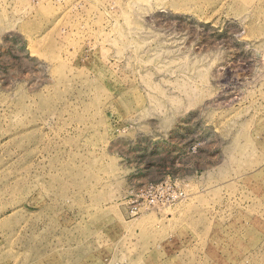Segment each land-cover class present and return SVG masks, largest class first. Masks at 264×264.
<instances>
[{"label": "rangeland", "instance_id": "rangeland-1", "mask_svg": "<svg viewBox=\"0 0 264 264\" xmlns=\"http://www.w3.org/2000/svg\"><path fill=\"white\" fill-rule=\"evenodd\" d=\"M0 264H264V0H0Z\"/></svg>", "mask_w": 264, "mask_h": 264}, {"label": "built area", "instance_id": "built-area-1", "mask_svg": "<svg viewBox=\"0 0 264 264\" xmlns=\"http://www.w3.org/2000/svg\"><path fill=\"white\" fill-rule=\"evenodd\" d=\"M162 185L152 187L142 194V203L144 208L154 207L159 204H172L175 200L182 198V193H177L172 189V186H167L163 188ZM162 191V192H156ZM170 191V193H168Z\"/></svg>", "mask_w": 264, "mask_h": 264}]
</instances>
